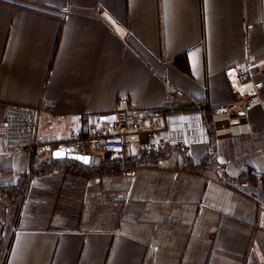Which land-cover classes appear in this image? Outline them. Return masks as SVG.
I'll return each mask as SVG.
<instances>
[{"label":"crops","instance_id":"0c3cea01","mask_svg":"<svg viewBox=\"0 0 264 264\" xmlns=\"http://www.w3.org/2000/svg\"><path fill=\"white\" fill-rule=\"evenodd\" d=\"M230 68L257 89L248 132L115 172L53 158L119 108L235 100ZM7 105L38 111L46 151L0 128V264H264V0H0Z\"/></svg>","mask_w":264,"mask_h":264},{"label":"built area","instance_id":"2783aa9c","mask_svg":"<svg viewBox=\"0 0 264 264\" xmlns=\"http://www.w3.org/2000/svg\"><path fill=\"white\" fill-rule=\"evenodd\" d=\"M248 61L247 64L250 63ZM226 74L236 93L235 100L231 102L218 105L204 103L196 109L178 112L146 113L135 108H119L114 113L113 121L89 125L86 135L70 130L61 149L80 155L102 153L123 157L125 151L140 149L144 145H148L149 149L152 145L158 149L164 146L186 148L208 144L207 114L213 125L229 124L228 128L217 127L214 131L216 136L230 134L229 129H240L241 133H246V114L250 102L257 96L256 86L252 81L239 80L236 68L226 70ZM37 118L36 109L19 105L5 106L4 117L0 122L5 148L33 157L45 152V145L34 135Z\"/></svg>","mask_w":264,"mask_h":264},{"label":"trees","instance_id":"16d2710c","mask_svg":"<svg viewBox=\"0 0 264 264\" xmlns=\"http://www.w3.org/2000/svg\"><path fill=\"white\" fill-rule=\"evenodd\" d=\"M196 108L197 107H194L193 109H196ZM193 109H191V110H193ZM183 110H185V109H181V111H183ZM159 111H164V112H178V111H180V109H178V110H172V109H169V108H164V109H159ZM209 117H210L209 114H207L205 116V119H207L206 120V124H207L208 129H210L211 125H213L210 122V118ZM176 148L179 149V148H182V147H180V146H174V147L164 146V147H162V148H160V149H158L156 151H152L151 149H149V148H147L145 146H142L140 149H130V150H127V151H125V155L123 157L124 159L126 158L125 159L126 161L124 160L126 163L123 164V166L124 165L127 166V167L135 166V164L137 162V159L135 158V156L143 155L144 154L146 157L149 156V157L156 158L158 153H163L165 151L167 152L168 150H172V149H176ZM182 149H184V148H182ZM104 156H105V158L103 157L102 160L99 159L100 162L102 161L103 165L99 168V170H97V172L99 171L100 173H102V171H103L102 168L103 167L105 168L107 165H110V163H112V165L115 166L114 168H113V166H111L110 167V171L115 172V171H119L121 169V166H122L121 165V163H122L121 160L122 159H120V158H122V157L112 156L111 154H105ZM133 157H134V159H133ZM93 159H95L94 156L92 157V159H91L92 161L91 162H93ZM114 159H116V161H114ZM110 160H112V162H110ZM77 165H79V164H77ZM106 171L107 170H105V172ZM18 188L19 189H17V190H20L22 192L24 190V184L21 185Z\"/></svg>","mask_w":264,"mask_h":264},{"label":"water","instance_id":"95a60500","mask_svg":"<svg viewBox=\"0 0 264 264\" xmlns=\"http://www.w3.org/2000/svg\"><path fill=\"white\" fill-rule=\"evenodd\" d=\"M114 115H111V117L107 120V121H112ZM58 151H63V155L62 156H56L55 154L58 152ZM53 158H65V159H68V160H72V161H75L79 164H82L84 166H89L90 164V161H91V156L89 154H86V155H80V154H75V153H71L69 150L65 149V150H56L53 152L52 154ZM80 156H86L89 158V162L88 163H84L82 160L80 159H77V157H80Z\"/></svg>","mask_w":264,"mask_h":264},{"label":"rangeland","instance_id":"374dc122","mask_svg":"<svg viewBox=\"0 0 264 264\" xmlns=\"http://www.w3.org/2000/svg\"><path fill=\"white\" fill-rule=\"evenodd\" d=\"M217 126L219 127V129H223V128H228L229 124L228 123H219ZM229 131H230L231 136L240 135V133L242 132V130H240V129L239 130L229 129ZM241 134H244V133H241ZM100 155H103V154L99 153L98 156H100ZM103 157L105 158V156H103ZM103 157L102 158L100 157V158L103 159Z\"/></svg>","mask_w":264,"mask_h":264},{"label":"snow or ice","instance_id":"6c2138e0","mask_svg":"<svg viewBox=\"0 0 264 264\" xmlns=\"http://www.w3.org/2000/svg\"><path fill=\"white\" fill-rule=\"evenodd\" d=\"M112 119H115L114 117ZM56 156H62L63 155V151H58L56 154ZM77 159H80L82 160L84 163H88L89 162V158L86 157V156H80V157H77Z\"/></svg>","mask_w":264,"mask_h":264}]
</instances>
